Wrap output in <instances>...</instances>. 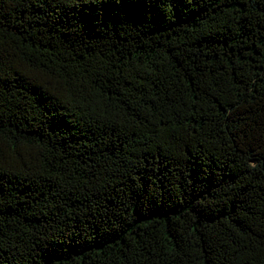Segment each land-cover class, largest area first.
I'll return each instance as SVG.
<instances>
[{"label": "trees", "instance_id": "16d2710c", "mask_svg": "<svg viewBox=\"0 0 264 264\" xmlns=\"http://www.w3.org/2000/svg\"><path fill=\"white\" fill-rule=\"evenodd\" d=\"M0 264H264V0H0Z\"/></svg>", "mask_w": 264, "mask_h": 264}]
</instances>
